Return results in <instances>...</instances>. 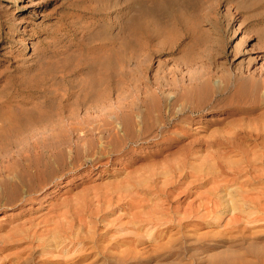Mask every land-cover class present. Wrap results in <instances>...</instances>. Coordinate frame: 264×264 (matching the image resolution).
Returning a JSON list of instances; mask_svg holds the SVG:
<instances>
[{"label":"rangeland","instance_id":"rangeland-1","mask_svg":"<svg viewBox=\"0 0 264 264\" xmlns=\"http://www.w3.org/2000/svg\"><path fill=\"white\" fill-rule=\"evenodd\" d=\"M0 74V101L8 81L20 91L7 115H61L21 152L78 160L43 200L0 213L18 242L1 262L264 264V218L246 219L264 217V0H0ZM94 118L103 130L67 126ZM67 197L64 247L49 211Z\"/></svg>","mask_w":264,"mask_h":264},{"label":"bare ground","instance_id":"bare-ground-1","mask_svg":"<svg viewBox=\"0 0 264 264\" xmlns=\"http://www.w3.org/2000/svg\"><path fill=\"white\" fill-rule=\"evenodd\" d=\"M11 30V29H10ZM4 72V71H3ZM2 72V73H3ZM1 75V74H0ZM5 81V80H4ZM7 82V81H6ZM11 82V81H10ZM5 86V85H4ZM4 86H2V88H1V92L3 93V98H6V99H4L3 101H0V213L1 212H5V210H11V208H15V207H23V206H26V204H33V202H40L41 200H43V198H45V197H47L48 196V194H47V192H48V190H49V188H51V186H53L54 184L56 185L57 184V186H59L58 184H61L63 181V177H65V176H68V175H70V174H72L73 173V170L74 169H76L75 168V165L77 164V162H78V160H76L77 158L76 157H72V155H70V157H67V155L66 154H64L62 151L60 152V150H59V155L57 154H55V156H54V158H52V157H48V158H45V157H43V156H41V157H36L37 155H39V153L38 152H36V156H35V159H34V157H33V159L31 158L32 156H30L29 155V151H25L24 153H23V151L21 152V149H22V147L24 146L25 147V145H27L28 144V140H30L31 139V137L34 135L33 133H32V136L31 135H29L28 136V134H27V132H29L30 130H32L33 128H40V127H42V126H45V124H51L50 122L51 121H53L54 119H58V117H52V116H61L60 114H55V115H51V116H46V115H44V116H42V115H40V116H35L34 115V117H31V116H33L32 114H30L31 116L30 117H28L29 115L27 114V112H25V110H22L21 108H19L18 106H19V104H18V106H16V108L15 109H13V108H10V109H13V110H15L16 112L17 111H19V112H17V113H19V114H17L16 112V117H11V114H12V112H14V111H12L11 112V110H10V112H11V114L10 115H7V114H9L10 112H7L6 111V107H8V106H6L5 107V104H6V102H7V100L9 101V99H10V96L11 97H13L14 95H19L20 94V91H19V87L15 84V83H13V82H11V83H9V81H8V84H6V86H5V88H4ZM37 86L36 85H34V86H26V89H28V90H32V89H34V91L36 92V90H38V88H36ZM23 88V87H22ZM5 89L7 90V89H9L10 91L6 94V96L4 97V92L6 93V91H5ZM24 89V88H23ZM22 90V89H21ZM87 95V94H86ZM1 96V95H0ZM2 97V96H1ZM86 97H88V95L87 96H85V101L84 102H86L85 104H87V101H88V99L90 98V96H89V98H86ZM92 98V97H91ZM90 98V99H91ZM95 98V97H94ZM2 98H0V100H1ZM87 99V100H86ZM12 101V100H11ZM90 101H93V100H90ZM90 101H88V102H90ZM94 102V101H93ZM91 103V102H90ZM97 102H95V104H96ZM8 104V103H7ZM89 104V103H88ZM9 109V108H8ZM21 109V110H20ZM6 111V112H5ZM62 111V110H61ZM56 113V112H55ZM76 113V112H75ZM74 112L73 113H71V114H73L74 116L76 115ZM63 114V113H62ZM15 115V114H14ZM13 115V116H14ZM39 115V114H38ZM73 115H71V117H74ZM101 118V116L98 114L97 115V117H96V119L98 120L99 119V121L102 119H100ZM55 120V121H58V120ZM95 119V118H94ZM95 119V120H96ZM97 120L95 121V123L97 122ZM102 121V120H101ZM85 122V121H84ZM124 122V121H123ZM102 123V122H101ZM57 124V123H56ZM92 124H94V123H91V124H87V125H83V124H76V126H75V124L73 125V124H69V125H67L69 128H78L80 131H82V130H84V129H87V131H101V129L105 126V125H103L102 126V124L100 125L98 122L95 124V125H92ZM49 125H46V126H49ZM73 125V126H72ZM125 125V124H124ZM123 125V126H124ZM51 126V125H50ZM66 126V127H67ZM122 126V127H123ZM67 129V128H66ZM104 129V128H103ZM102 129V130H103ZM124 129H125V126H124ZM123 129V130H124ZM129 129V128H128ZM115 130V129H114ZM126 130H127V128H126ZM33 131V130H32ZM128 132V131H127ZM30 133H31V131H30ZM29 133V134H30ZM236 134V133H235ZM263 134V133H262ZM243 135V134H242ZM31 136V137H30ZM230 136L231 135H229L226 139H224L225 141H226V143H227V145H228V147L227 148H230L231 147V145H233V147H234V149L236 148L235 147V145H237V143L239 144V146L240 147H243V146H241V143H239L238 141H236L235 143H234V139H235V137H238V135L237 136H234L233 137V139L232 138H230ZM240 137V136H239ZM34 138H35V136H34ZM252 138V135L251 134H244V139L245 140H247V139H251ZM256 138H257V136H256ZM256 138H254V139H256ZM221 139V138H220ZM31 140H33V139H31ZM30 140V141H31ZM64 140V139H63ZM236 140V139H235ZM239 140V139H238ZM34 141V140H33ZM33 141H31V142H33ZM224 141V142H225ZM240 141V140H239ZM264 141V140H263ZM67 142V141H66ZM30 143V142H29ZM36 143H38V142H36L35 141V145L34 146H37L36 145ZM215 143L216 144H214V145H216L217 147H219V146H221L222 144H223V142L222 141H220V140H217V139H215ZM264 143V142H263ZM31 145H33L34 144V142H33V144L32 143H30ZM61 145H63L62 143H60ZM91 144V143H90ZM226 145V144H225ZM243 145V144H242ZM27 146H30V145H27ZM60 146V145H59ZM238 146V147H239ZM239 147V148H240ZM239 148H237V149H239ZM244 148V147H243ZM20 150V151H13V150ZM33 149V148H32ZM231 149H233V148H231ZM241 149V148H240ZM34 150H36V149H34ZM236 150V149H235ZM218 151V150H217ZM236 151H240V150H236ZM13 152V153H12ZM241 152V151H240ZM245 152V151H244ZM28 153V154H27ZM32 153V152H31ZM58 153V152H57ZM14 154H15V156H14ZM217 154V153H216ZM33 155V154H32ZM41 155V154H40ZM214 157V156H213ZM219 157V156H218ZM37 158V159H36ZM217 158V157H216ZM215 158V160H217ZM219 158H221V157H219ZM15 159V160H14ZM69 160V162H67ZM71 162H72V164H71ZM75 172V171H74ZM206 173V172H205ZM260 173V172H259ZM153 175V174H152ZM248 175V174H247ZM259 176V175H258ZM258 176H256V177H258ZM255 177V178H256ZM65 180V179H64ZM216 180H220V179H216ZM221 180H224V178H222L221 177ZM59 181H61V183H58ZM231 181V180H230ZM261 181V180H260ZM57 182V183H56ZM217 183V182H216ZM219 183H220V181H219ZM221 183H223V182H221ZM215 184V183H214ZM220 185H218V187H219ZM216 188H217V186H216ZM220 188H222V187H220ZM220 188H219V190H220ZM224 188V187H223ZM218 189V188H217ZM216 189V190H217ZM226 189H227V187H226ZM228 190V189H227ZM227 190H226V192H227ZM247 190V189H246ZM215 191V190H214ZM221 191V190H220ZM218 192V191H217ZM217 195V194H216ZM242 196V195H241ZM245 197H247V195L245 194L244 195ZM264 196V195H263ZM216 197H218V195L216 196ZM215 197V198H216ZM219 197H221V196H219ZM218 197V198H219ZM214 198V199H215ZM264 198V197H263ZM222 199V201H224L223 200V198H221ZM220 198H219V200H221ZM252 199V198H251ZM253 200V199H252ZM255 200V199H254ZM69 198L67 197V199H64V201H63V203L61 204V205H59V208L58 207H55V209L51 206V210L49 211V214L50 215H54V218H56V219H60L56 224H57V226H56V228L57 229H60V232H61V234H63V235H66V237L64 238L63 237V240L62 241H64L65 243H66V245H64V247H67V244L69 243V242H72V240L71 239H73L74 238V236H73V238H71V234H70V228L68 227V225L67 226H65V224H63V223H65L66 221L65 220H67V218L65 219V215L66 214H68V210H66L67 208V206H68V204H69ZM215 201V200H214ZM257 201V200H256ZM220 202V201H219ZM227 202V204L229 203V205L228 206H232L231 204H230V202L229 201H226ZM225 202V203H226ZM50 203V202H49ZM221 203V202H220ZM220 203H219V205H220ZM235 203V202H234ZM249 203H253L252 201L250 202L249 201ZM256 203H258V208H260V206H261V203H260V201L258 200V202H256ZM213 204V203H212ZM222 204V203H221ZM34 205V204H33ZM223 205H226V204H223ZM222 205V206H223ZM250 205V204H249ZM221 206V205H220ZM234 206V205H233ZM236 206H237V204H236ZM263 207H264V205H262ZM69 207V206H68ZM219 207V206H218ZM224 207V206H223ZM222 207V208H223ZM226 207V206H225ZM253 207V206H252ZM256 207V206H255ZM10 208V209H9ZM63 208L66 210V211H68V212H66L65 211V213L63 212ZM237 208H238V206H237ZM257 208V209H258ZM23 209V208H22ZM57 209V210H56ZM221 208L219 207V210H220ZM226 209V208H225ZM232 210H233V208H231ZM234 209H236L235 207H234ZM241 209H243V208H241ZM257 209H255V210H257ZM261 209V208H260ZM263 210H264V208H262ZM60 210H62L61 212H60ZM215 210V209H214ZM217 210V209H216ZM232 210H231V212H232ZM237 210V209H236ZM235 210V211H236ZM213 211V210H212ZM218 211V210H217ZM221 211V210H220ZM240 211V210H239ZM258 211H260V210H258ZM219 212V211H218ZM230 212V213H231ZM236 213V212H235ZM239 213V212H238ZM233 214V213H232ZM67 216V215H66ZM233 216H235L234 214L233 215H231L230 217H233ZM245 216V215H244ZM243 216V217H244ZM53 217V216H52ZM51 217V218H52ZM61 217H63V219H61ZM25 218V217H24ZM27 218V217H26ZM240 218V217H239ZM242 218V217H241ZM262 218H264L263 217V213H259V215H257V216H251L250 214H247L246 215V219L247 220H249V221H253V223L254 222H259ZM65 219V220H64ZM21 220H23L22 218H21ZM31 220V219H30ZM228 220H230V218L228 219ZM232 220H237L238 221V216H235L234 218H232ZM241 220H243L244 222H245V220L244 219H241ZM241 220H239V221H241ZM247 220H246V222H247ZM20 221V220H19ZM26 222L28 221V220H25ZM63 221H65V222H63ZM231 221V220H230ZM229 221V222H230ZM237 221H234L233 223H235V222H237ZM23 222H24V220H23ZM232 222V221H231ZM260 222H262L263 223V220L262 221H260ZM28 223H30V222H28ZM32 223V222H31ZM31 223H30V228H32V230H34V228H33V225H31ZM42 223H43V221H42ZM51 223V222H50ZM240 223V222H239ZM253 223H250V224H253ZM20 224V223H19ZM18 224V225H19ZM33 224V223H32ZM69 224V223H68ZM246 224H248V223H246ZM249 224V225H250ZM261 224V223H260ZM259 224V225H260ZM10 225V224H9ZM22 224H20L19 226H18V228H21L20 226H21ZM26 225H27V223H26ZM29 225V224H28ZM42 225V224H41ZM256 225V224H255ZM35 226V225H34ZM48 226H50V225H48ZM237 226V225H236ZM24 228H25V226H24ZM35 228H36V226H35ZM238 228H239V226H238ZM46 229H47V226H46ZM235 229V228H234ZM31 230V229H30ZM31 230V231H32ZM54 230V229H53ZM244 230V229H243ZM11 231V230H10ZM9 232V231H8ZM13 232V231H12ZM11 232V233H12ZM20 233V232H19ZM24 233V232H23ZM37 233V232H36ZM7 235V234H6ZM12 235H13V233H12ZM16 235H18V234H16ZM257 235H260V234H257ZM2 236V235H1ZM9 236H10V234H9ZM29 236V235H28ZM255 236V235H254ZM17 237V236H16ZM23 237V236H22ZM37 237V236H36ZM79 237V236H78ZM0 238H2V239H0V254L2 253V252H4V250H7V249H9V248H11V247H9V245L8 244H10L11 243V241L13 240V239H15V238H11V241H10V243H9V239H8V241L7 240H4L3 239V237H0ZM17 238H20L19 236L17 237ZM252 238V237H251ZM5 239H7L6 237H5ZM59 240H61V239H59ZM15 241V240H14ZM14 241H12V242H14ZM27 241V240H26ZM67 241V242H66ZM81 241V240H80ZM263 241V240H262ZM63 242V243H64ZM251 242H253V241H251ZM15 243V242H14ZM16 243H18L17 241H16ZM15 243V244H16ZM19 243H20V241H19ZM25 243V242H24ZM49 243V242H48ZM57 243V242H56ZM254 243H256V242H254ZM13 244V243H12ZM251 244V243H250ZM259 244V243H258ZM14 245V244H13ZM45 245V244H44ZM47 245V244H46ZM49 245V244H48ZM263 245V244H262ZM39 246V245H38ZM50 246V245H49ZM57 247L56 248H58L59 246L58 245H56ZM251 246H253V247H255L254 245H251ZM259 246H261V245H257V247H255V248H257L256 250V252L257 253H255L254 255V257L253 258H256L257 259V261L259 260V261H261L262 259V261H264V258H262V256H264V247H259ZM16 247V246H15ZM21 247V246H20ZM25 247V246H24ZM51 247V246H50ZM63 247V248H64ZM253 247H251V249H253ZM255 248H254V250H255ZM18 249V248H17ZM21 249V248H20ZM23 249V248H22ZM19 250V249H18ZM31 250V249H30ZM44 252H46V254H47V250L44 248V249H42ZM254 250H249V252H252V251H254ZM13 251V250H12ZM9 252V251H8ZM42 252V251H41ZM255 252V251H254ZM253 252V253H254ZM4 254V253H3ZM14 254H17V253H14ZM13 254V255H14ZM38 254V253H37ZM42 254V253H41ZM248 254V253H247ZM32 255V254H31ZM250 255V254H249ZM2 256V255H1ZM16 256V258L18 259V260H20V256H19V253H18V255H15ZM22 257V256H21ZM39 257V256H38ZM46 257V256H45ZM15 258V257H14ZM85 258V256L84 255H80L78 258H77V262L79 261H81V260H83ZM22 259V258H21ZM255 259V260H256ZM5 260V259H4ZM3 260V261H4ZM45 260V259H44ZM47 261L46 262H42V264H50L51 263V261L52 260H50V258H47L46 259ZM64 260V259H63ZM76 260V259H75ZM19 262V261H18ZM14 263V262H13ZM57 263V262H56ZM264 263V262H263ZM0 264H4V262H1V260H0ZM21 264V263H20ZM61 264H69V262H68V260L66 261V262H61ZM70 264H72V263H70Z\"/></svg>","mask_w":264,"mask_h":264}]
</instances>
